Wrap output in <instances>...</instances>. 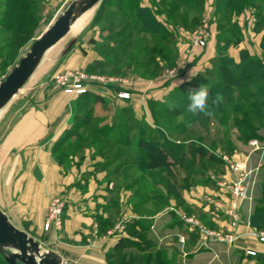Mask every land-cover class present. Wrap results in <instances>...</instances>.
I'll return each instance as SVG.
<instances>
[{
  "label": "rangeland",
  "instance_id": "1",
  "mask_svg": "<svg viewBox=\"0 0 264 264\" xmlns=\"http://www.w3.org/2000/svg\"><path fill=\"white\" fill-rule=\"evenodd\" d=\"M75 1L24 0L29 5L26 15L31 19L25 20L23 29H17L18 27L13 24L8 35L0 31L2 82L27 55L31 46ZM236 1L242 4V9L231 4L227 6L228 0H107L106 2L103 0L94 8L91 20L78 34H68L46 53L37 71L13 99V103L26 99L31 89L38 83H47L53 89L52 75L61 71L64 62L70 57L86 59L94 56L99 59L88 69L83 70L90 74L122 78L128 80L133 87H137L136 94L146 100L144 107L147 112L144 111L141 117L143 121H137L138 126L147 129L146 139L161 142L169 147L176 162L181 157L185 159L171 169L146 171L140 157L132 154L133 148L114 146L105 141L103 136L108 134L109 125L113 121L102 115V107L96 106L94 109L78 108V117L90 112L93 121L90 125L89 120L75 125L67 133L68 135H65L67 137L60 141L55 149L57 150L55 157L60 165L67 169L71 167V161L75 158L83 162L86 152L92 150L91 154L94 158L99 157L102 159V164L111 166L110 172L121 169L128 176L124 187L132 188L135 206L147 216L166 208L168 199H178V183L182 188L186 185L187 190L194 189V181H191L192 170H202L207 176L212 172L213 162L193 153V148L196 146L204 147L210 155L216 157L217 161L214 163L218 166L224 163L228 171L234 174V181L245 176L246 181L249 182L252 172L246 162L236 161L235 156L237 153L246 155V152L251 150L259 153V157H264V79L258 77L257 69L249 77L247 84L237 87L227 79L221 58L228 57L230 62L228 61L227 68L235 78L238 77L237 67L241 63L238 54H241V51H247L251 57L264 62V0ZM6 3L7 0H0V19ZM140 6L149 8L168 28L170 36L162 37L145 32L141 22L136 18V10ZM200 33L207 34L205 47L195 44ZM209 45L215 48V69L202 76L203 85L208 89H216L218 91H215L216 94L219 93L223 98L221 103L213 106L215 110L213 117L188 112V96L179 91V83L192 68L189 61L191 50L199 48L205 54ZM105 47L115 49L119 56L124 54L125 57L115 59L105 53ZM229 52L238 59L237 62ZM162 89L167 90L165 92ZM248 96L247 102L245 99ZM214 99L213 96L212 100ZM212 100L209 99L210 104ZM249 102L259 107H251ZM117 106H112L110 102L108 105L109 108ZM119 122L118 119L114 120V124L119 125ZM255 132H258L256 136ZM120 136L121 141L124 140V135ZM185 166L189 170L186 171ZM233 166H238L237 170H234ZM198 180L199 185L204 186L208 183L201 178ZM16 183L17 181H13L15 186ZM232 183L226 186L230 189L234 187ZM9 185L10 183L7 187H2L0 183V202L8 201L9 192L13 191ZM168 189L171 193L169 198L166 193ZM233 191L230 190L233 196L231 206L226 209L231 230L212 228L204 220L202 223L211 231L237 236L234 245L239 239L237 230L242 221L237 227H233L231 224L233 217L230 213H234L241 220L240 204L248 199V193L238 191V196H235ZM55 198L63 197L58 196L53 199ZM201 200L207 204L215 202L214 205L221 209L224 206L221 200L216 201L210 195L202 196ZM51 201L47 207L41 236L44 251L56 249L57 245L51 242L50 235L63 232L65 224L63 212L61 230L58 231L54 226L48 225ZM2 204L3 202L0 203ZM184 212L182 220L188 218L201 222V218L194 216L193 211L185 209ZM251 223L253 226L250 229L251 236L253 232H264V224ZM194 231L197 232L196 229ZM172 258V255L155 251L153 257L145 255L138 261L130 258L124 260L123 264H183Z\"/></svg>",
  "mask_w": 264,
  "mask_h": 264
},
{
  "label": "crops",
  "instance_id": "2",
  "mask_svg": "<svg viewBox=\"0 0 264 264\" xmlns=\"http://www.w3.org/2000/svg\"><path fill=\"white\" fill-rule=\"evenodd\" d=\"M203 52L199 48L191 50L192 68L179 85L215 69V48L209 45L205 54ZM229 54L238 61L231 52ZM75 57L67 59L61 71L88 69L99 59ZM136 88L132 89L131 101H116L109 97L107 104L97 105L102 107V115L113 121L105 141L114 146L133 148L132 154H138L134 152L141 130L137 121L142 120L146 110V100L136 94ZM162 90L166 92L167 89ZM109 102L118 106L109 108ZM77 104L78 98L58 93L43 82L32 88L26 99L17 103L12 100L0 112V183L2 187L10 183L13 189L8 201H1L0 210L14 227L45 250L41 236L47 207L51 199L62 196L65 200L64 230L50 235L51 242L57 245L50 251L67 264H118L130 258L138 261L145 255L153 257L155 251L172 255V259L183 264H264V243L250 235L253 215L257 208L264 207V157L251 150L246 155L237 153L235 156L236 161L246 162L252 172L248 199L240 204L242 224L237 230V242L232 246L212 242L208 247H202L197 232L182 220L184 211H193L194 216L201 218V222H208L212 228L231 230L226 209L231 206L233 196L226 185L234 181V174L224 163L218 166L214 162L208 176L202 170H192L194 189L187 190L186 185L182 188L178 183V199H168L166 208L147 216L135 206L132 188L124 187L128 176L121 169L110 172L111 166L102 164L99 157L94 158L92 150L86 152L83 162L73 159L67 169L58 163L55 149L73 128ZM117 119H124L126 125L114 124ZM121 134L124 135L122 141ZM183 159L185 157L176 164ZM184 169L189 170L187 166ZM198 178L208 183L199 185ZM13 181H17L16 186ZM169 190L166 191L168 198L171 196ZM206 195L221 200L224 203L222 209L214 205L215 202L202 201V196ZM181 236L186 238L185 244L180 243ZM120 241H124L123 249L118 247ZM248 251L256 255L249 256Z\"/></svg>",
  "mask_w": 264,
  "mask_h": 264
},
{
  "label": "trees",
  "instance_id": "3",
  "mask_svg": "<svg viewBox=\"0 0 264 264\" xmlns=\"http://www.w3.org/2000/svg\"><path fill=\"white\" fill-rule=\"evenodd\" d=\"M107 0H104L106 2ZM229 4L241 8L242 4L236 0H228ZM29 9V5L24 2V0H7L6 5H4V12L0 19V31L1 33L10 34V29L13 24H15L17 29H23L25 20L31 19L27 17L26 11ZM242 9V8H241ZM136 18L141 22V26L145 32L151 35H158L162 37L170 36V31L167 27L164 26L161 22H159L154 15V13L149 8L139 7L136 10ZM227 47V46H226ZM105 53L108 55H112L115 59H119L121 57L124 58L125 55H118L117 50L110 49L105 47ZM241 63L240 66L237 67L238 69V77L235 78L233 73L227 68L228 64V57L221 58L222 68L227 76V79L231 82L235 83L233 85H237V87L241 85H245L248 83L249 77L253 74L255 70H259V78L264 79V62L257 58L251 57L247 51H241L240 54ZM230 62V61H229ZM7 66V65H6ZM201 84H203L202 76H197L189 82L183 83L179 87V91L185 96L194 90L197 89ZM218 92L214 88H209V99H213L215 97L216 92ZM78 104L76 106V115H75V122L74 125H79L89 120V125L92 123V118H90V112L84 114V116L78 117L79 114L78 108H88L91 107L94 109L97 105H105L107 104L106 98H103L99 95L95 94H85L82 96L77 97ZM247 102L249 101V96L245 99ZM250 103V102H249ZM249 106H258L257 104L250 103ZM90 108V110H92ZM259 111V110H258ZM260 112V111H259ZM248 116H250L248 114ZM249 121V120H248ZM251 123V122H250ZM249 123V124H250ZM87 124V123H86ZM120 125H126V121L122 119L119 122ZM252 124V123H251ZM117 125V124H116ZM252 126V125H249ZM88 127V126H87ZM140 127V126H139ZM90 128V127H89ZM91 131H93V127H91ZM147 131L145 128L141 126L140 133L136 138V148L134 150L138 152V157L141 159V164L143 165L146 171H156V170H167L171 169L176 165V158L172 155V151L169 147H166L161 142H155L146 139ZM258 132H255L254 135L256 136ZM68 135V134H66ZM67 137V136H66ZM108 137V134L104 135L103 138ZM125 148V147H124ZM193 153L198 154L203 158H207L212 162L217 161V158L213 155H210L209 152L206 151L204 147L196 146L193 148ZM136 154V153H134ZM252 222L254 225L264 224V207L257 208L255 214L253 215ZM119 249L124 248V241H120L118 245ZM117 247V248H118ZM0 262L1 264H6L3 260V257L0 254ZM111 262V260H110ZM124 261H119L118 264H123Z\"/></svg>",
  "mask_w": 264,
  "mask_h": 264
},
{
  "label": "water",
  "instance_id": "4",
  "mask_svg": "<svg viewBox=\"0 0 264 264\" xmlns=\"http://www.w3.org/2000/svg\"><path fill=\"white\" fill-rule=\"evenodd\" d=\"M102 1L76 0L71 3L68 9L31 46L27 55L0 83V112L29 82L46 53L69 34L73 23ZM0 254L6 264H67L54 252L44 251L38 242L14 227L1 210Z\"/></svg>",
  "mask_w": 264,
  "mask_h": 264
},
{
  "label": "built area",
  "instance_id": "5",
  "mask_svg": "<svg viewBox=\"0 0 264 264\" xmlns=\"http://www.w3.org/2000/svg\"><path fill=\"white\" fill-rule=\"evenodd\" d=\"M205 36H207V34H198L195 41L196 46L205 47ZM51 83L54 91L72 98L91 93L106 99L110 97L112 100L116 101H130L133 96V86L128 80L90 74L83 69L57 71L52 75ZM237 167L238 166H233L232 168L237 170ZM248 185L244 176L240 179H236V181L232 183L234 187H231L230 190H234L233 194L235 192V196H238V191H241V193H246L248 191ZM64 209L65 200L63 198H55L51 201L48 225L54 226L58 231L63 227L62 216ZM230 215L233 217L231 222L232 226L237 227L241 220L234 215V213H230ZM184 221L191 228L197 230V235L202 247H207L211 242H219L232 246L237 238L235 235H224L211 231L204 223L198 220L186 218ZM252 236L259 240V242L264 243V232H253ZM185 240L186 238L184 236L180 237L182 244H185ZM247 255L255 256L256 253L248 251Z\"/></svg>",
  "mask_w": 264,
  "mask_h": 264
},
{
  "label": "clouds",
  "instance_id": "6",
  "mask_svg": "<svg viewBox=\"0 0 264 264\" xmlns=\"http://www.w3.org/2000/svg\"><path fill=\"white\" fill-rule=\"evenodd\" d=\"M222 96L217 93L215 99L209 103V89L206 85L201 84L197 89L192 90L188 94L189 104L187 111L192 114H202L206 117L215 115L214 107L222 102Z\"/></svg>",
  "mask_w": 264,
  "mask_h": 264
},
{
  "label": "bare ground",
  "instance_id": "7",
  "mask_svg": "<svg viewBox=\"0 0 264 264\" xmlns=\"http://www.w3.org/2000/svg\"><path fill=\"white\" fill-rule=\"evenodd\" d=\"M96 8V7H95ZM94 9L80 16L72 25L69 34H78L91 20Z\"/></svg>",
  "mask_w": 264,
  "mask_h": 264
}]
</instances>
